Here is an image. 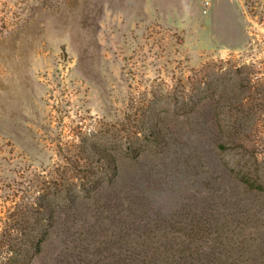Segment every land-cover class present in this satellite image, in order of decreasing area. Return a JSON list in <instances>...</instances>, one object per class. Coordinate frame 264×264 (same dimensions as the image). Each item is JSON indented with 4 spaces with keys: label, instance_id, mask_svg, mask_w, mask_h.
Listing matches in <instances>:
<instances>
[{
    "label": "rangeland",
    "instance_id": "1",
    "mask_svg": "<svg viewBox=\"0 0 264 264\" xmlns=\"http://www.w3.org/2000/svg\"><path fill=\"white\" fill-rule=\"evenodd\" d=\"M237 116L264 151V0H0V264H264ZM84 143L118 176L55 194Z\"/></svg>",
    "mask_w": 264,
    "mask_h": 264
},
{
    "label": "trees",
    "instance_id": "2",
    "mask_svg": "<svg viewBox=\"0 0 264 264\" xmlns=\"http://www.w3.org/2000/svg\"><path fill=\"white\" fill-rule=\"evenodd\" d=\"M243 105L240 103L237 110L252 109L250 104L246 108ZM247 122H250L249 119L244 121L238 116L228 118L227 122L225 119V129L220 131L216 147L233 154L231 162L236 170L235 177L248 190L264 193V157L260 156L264 151L252 147L250 134L244 130L248 126ZM62 157L64 160L65 156ZM66 160V164L61 162L54 166L55 194L64 190L69 193L68 196L70 193L88 196L98 193L105 184L112 185L118 176L115 155L94 144L75 146Z\"/></svg>",
    "mask_w": 264,
    "mask_h": 264
}]
</instances>
